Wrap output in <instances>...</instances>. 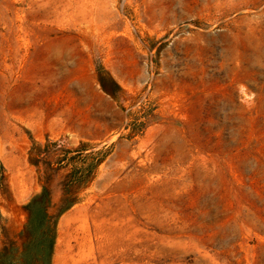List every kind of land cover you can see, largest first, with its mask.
<instances>
[{
	"label": "rangeland",
	"instance_id": "rangeland-1",
	"mask_svg": "<svg viewBox=\"0 0 264 264\" xmlns=\"http://www.w3.org/2000/svg\"><path fill=\"white\" fill-rule=\"evenodd\" d=\"M0 264H264V0H0Z\"/></svg>",
	"mask_w": 264,
	"mask_h": 264
}]
</instances>
